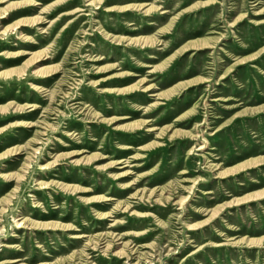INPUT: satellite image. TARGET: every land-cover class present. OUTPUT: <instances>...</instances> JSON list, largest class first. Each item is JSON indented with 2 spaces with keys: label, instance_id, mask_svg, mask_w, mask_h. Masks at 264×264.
I'll return each instance as SVG.
<instances>
[{
  "label": "rangeland",
  "instance_id": "1",
  "mask_svg": "<svg viewBox=\"0 0 264 264\" xmlns=\"http://www.w3.org/2000/svg\"><path fill=\"white\" fill-rule=\"evenodd\" d=\"M35 1L0 0V264H264V0Z\"/></svg>",
  "mask_w": 264,
  "mask_h": 264
},
{
  "label": "bare ground",
  "instance_id": "2",
  "mask_svg": "<svg viewBox=\"0 0 264 264\" xmlns=\"http://www.w3.org/2000/svg\"><path fill=\"white\" fill-rule=\"evenodd\" d=\"M35 3H38V1L36 0L35 1ZM164 10L162 9L160 12H163ZM152 94H154V93H152ZM148 128H151V127H148ZM201 145H198V147H200ZM201 148V147H200ZM255 161H257V160H254V162ZM243 164H241L239 167H241ZM262 193H264V191L263 192H256V193H254L255 194V196H258V195H261ZM107 198H110V196L109 197H107ZM15 221V220H14ZM17 221V220H16ZM216 244H220V243H216Z\"/></svg>",
  "mask_w": 264,
  "mask_h": 264
}]
</instances>
